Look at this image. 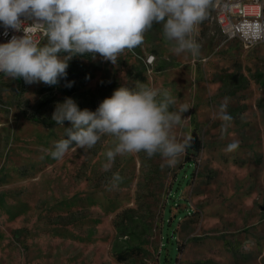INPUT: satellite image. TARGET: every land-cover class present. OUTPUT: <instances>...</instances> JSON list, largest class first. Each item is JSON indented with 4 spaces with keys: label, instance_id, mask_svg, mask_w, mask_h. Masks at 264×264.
<instances>
[{
    "label": "rangeland",
    "instance_id": "obj_1",
    "mask_svg": "<svg viewBox=\"0 0 264 264\" xmlns=\"http://www.w3.org/2000/svg\"><path fill=\"white\" fill-rule=\"evenodd\" d=\"M193 36L200 55H176L154 22L116 65L77 55L52 86L0 76V264H264V45L247 49L226 38L213 6ZM137 81L190 106L173 132L178 141L196 132L199 153L187 148L174 168L161 167L159 154H126L105 172L113 136L59 161L45 152L71 127L54 124L57 103L70 97L96 111ZM225 97L233 121L221 138L212 116ZM233 141L239 147L226 151ZM189 162L192 175L169 206L165 249L164 212ZM113 173L122 177L115 189Z\"/></svg>",
    "mask_w": 264,
    "mask_h": 264
},
{
    "label": "clouds",
    "instance_id": "obj_2",
    "mask_svg": "<svg viewBox=\"0 0 264 264\" xmlns=\"http://www.w3.org/2000/svg\"><path fill=\"white\" fill-rule=\"evenodd\" d=\"M213 4L214 0H0L5 35L8 29L24 33L0 44V73L9 79L23 78L27 84L56 85L66 77L74 56L90 53L95 58L99 54L116 65L125 49L143 43L154 22L162 25L165 40L174 42V54L199 56L200 45L193 33ZM28 20L32 23H26ZM255 27L258 39L264 26ZM37 33L46 37L42 45L35 38ZM179 100L169 89L139 81L133 89H116L96 111L81 110L74 99L66 97L56 104L52 120L58 125L71 122V127L64 128L67 138L54 141L53 149L45 152L59 161L69 150L92 149L107 134L115 138V144L105 153L103 171L111 170L117 156L141 151L149 158L159 154L165 161L161 167L174 168L193 140L186 135L178 141L173 132L176 126H183L187 119L183 114L190 109ZM228 102L225 97L212 116L221 121V138L233 121ZM238 147L239 141H233L225 150ZM121 182L119 173H113L111 188Z\"/></svg>",
    "mask_w": 264,
    "mask_h": 264
},
{
    "label": "built area",
    "instance_id": "obj_3",
    "mask_svg": "<svg viewBox=\"0 0 264 264\" xmlns=\"http://www.w3.org/2000/svg\"><path fill=\"white\" fill-rule=\"evenodd\" d=\"M214 17L222 34L230 40H238L249 49L264 45V31L256 38V25L264 26V0H214ZM25 18L22 16L21 20ZM26 23L31 24L28 20ZM23 31L7 30L0 23V44L7 43L13 35L23 36ZM36 40L42 45L46 37L42 33L36 34ZM3 73H0V76Z\"/></svg>",
    "mask_w": 264,
    "mask_h": 264
},
{
    "label": "trees",
    "instance_id": "obj_4",
    "mask_svg": "<svg viewBox=\"0 0 264 264\" xmlns=\"http://www.w3.org/2000/svg\"><path fill=\"white\" fill-rule=\"evenodd\" d=\"M37 121L39 123H41L42 125H49V124H46L45 122H43L42 120H37ZM54 124H56V123H54ZM54 124H50L51 126H49V127L54 126ZM192 137H193V140H192L191 146L188 147V149L193 154H197L201 150L200 140H199L196 132L193 133ZM192 167H193V162H189L186 165L182 174H180L176 178V181L174 182V186H173V194L168 199L169 205L166 206V209L164 212L166 218L164 219V229L162 231L165 249H167V245L169 244V237L171 235H173L172 228L170 226V208H169V206H171L177 200V197L180 193L181 188L183 187L184 183L187 182L188 179L190 178V176L192 175V169H191ZM161 255H164L163 251L161 252Z\"/></svg>",
    "mask_w": 264,
    "mask_h": 264
}]
</instances>
